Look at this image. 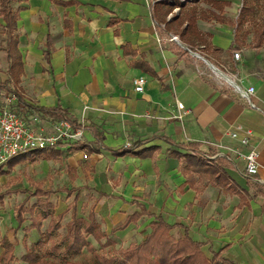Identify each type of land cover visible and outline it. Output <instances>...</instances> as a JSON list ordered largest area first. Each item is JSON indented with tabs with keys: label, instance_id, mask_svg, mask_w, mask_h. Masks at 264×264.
<instances>
[{
	"label": "crops",
	"instance_id": "crops-1",
	"mask_svg": "<svg viewBox=\"0 0 264 264\" xmlns=\"http://www.w3.org/2000/svg\"><path fill=\"white\" fill-rule=\"evenodd\" d=\"M208 1L185 7L196 9L190 31L186 22L177 27L178 15L169 21L166 16L165 25L159 7L153 10L156 0L10 1L12 8L15 2L16 9L24 8L16 21L23 64L16 89L19 103L27 100L35 110L59 106L90 126L83 132L93 133L97 147L84 142L89 146L85 151L98 155L102 148L127 167L129 186L97 192L91 203L96 201L94 214L100 200L113 204L114 221L107 220L105 233L109 240L110 232L128 245L137 244L149 233V223L160 217L171 226L174 239L187 235L201 243L207 259L216 253L230 264H264V61L260 45H255L256 55L236 33L237 0H216L229 2L221 11ZM0 24L2 28L1 18ZM170 35L177 41H169ZM1 40L7 80L3 30ZM139 76L146 83L142 93H135L132 80ZM233 84L254 88L250 100L256 108L237 96ZM104 118L114 131L136 136L127 145H104ZM234 131L246 138V145L230 137ZM135 142L143 143L139 148L157 149L144 158L111 153ZM188 143L199 144L208 165L224 160L229 189L198 177L194 187L183 186L180 162L172 153H186L177 145ZM249 150L258 153L253 176L245 173L239 155ZM140 206L151 216L112 231Z\"/></svg>",
	"mask_w": 264,
	"mask_h": 264
},
{
	"label": "trees",
	"instance_id": "trees-1",
	"mask_svg": "<svg viewBox=\"0 0 264 264\" xmlns=\"http://www.w3.org/2000/svg\"><path fill=\"white\" fill-rule=\"evenodd\" d=\"M10 1L14 0H0V18L3 21V34L5 36V54L7 59V75L8 79L2 84L6 86L11 80L13 81L12 89L6 88L8 92L13 94L17 102H22V96L18 93L16 86L20 82V76L23 73L22 56L18 48L19 39L16 32V21L18 19V13L24 10L23 7H18L14 10L10 6ZM241 6L239 14L236 16V26L242 25L249 12L251 6L249 5L250 0H241ZM212 7L216 10L221 11L224 7L229 6V2L225 1H208ZM157 4H160L159 6ZM153 7H159V13L164 20L165 25L169 22L165 21V17L172 11L173 7L162 2H155ZM187 6V5H186ZM183 6L180 8L178 16L174 19L177 23V27L181 28L186 22V30L190 31L194 27L196 9L185 10ZM215 19L218 16H213ZM157 24V23H156ZM235 26V30H236ZM262 36H264V28L258 34V40L256 46L260 45ZM47 38V44H48ZM36 110L48 115L53 120L58 122H65L69 125L72 131H85L90 129V126H85L78 123L75 118L70 116L67 111L61 109L59 106L56 107H39ZM98 139V136H95ZM143 143L135 142L129 146L122 147L118 150L111 151L116 156H124L127 154L144 158L150 155V152L155 151L157 148L154 146L147 148H139ZM181 149L187 150L186 153L173 152L172 155L177 157L180 162L179 170L184 176V185L194 187L195 178L206 180L207 183L221 186L229 189L227 173L225 170V163L223 159L215 160V163L207 164L205 156L199 152L198 143L178 144ZM89 146L86 143L74 142L69 148L74 151L89 150ZM59 149L55 148H44L30 151L25 154H19L14 157H20L17 162L11 163L14 157L7 159L5 162L0 164V175H3L5 167L12 168L15 165L27 160L30 157H52L59 156ZM6 190L0 192V203H2L6 195L13 193L26 194V197L22 202L17 204L13 208L15 215L16 227L13 230H17L25 222L24 214L29 215V224L22 228L24 233L22 237V245L26 247V234L30 231H35L37 234L45 237L46 240H50L48 249L49 255H56L61 261H66L68 255H77L82 250L94 251L92 243L88 240L91 238L96 244L101 245L102 239H105L107 244L110 240L106 234L101 230L100 225L95 221L94 207L96 201L90 206L87 217H77L75 215V202L78 199L79 187H61L55 191L49 189L44 190L41 184H35L33 190L27 189H9L8 183ZM76 192L72 202L67 205L65 210L57 215H54L53 205L48 201L49 196L52 193H63L67 197H70L72 193ZM104 195L100 194V197ZM29 198H35L36 201L33 204H28ZM44 198V202L40 199ZM71 210V218L65 225V234L58 241H52L53 234L58 231L60 221L63 215ZM149 215L142 206L140 211L135 212L128 216L126 220L112 229V231L123 230L129 223L136 222L141 216ZM48 220L46 229L41 232L42 222ZM150 231L146 238L137 243L130 244L126 248H119L112 251V254L107 257H100L103 264H230L225 260L219 258L216 253H213L212 259H207L201 251V243L193 241L187 235L180 239H174L169 230L171 226L165 223L160 217H156L149 223ZM37 245V244H36ZM0 247L2 251L0 253V264H12L15 261L14 257V244H12L6 236H2L0 239ZM27 251L20 257V260L26 264H55L52 260L47 259L45 256H39V253L33 246L26 247Z\"/></svg>",
	"mask_w": 264,
	"mask_h": 264
},
{
	"label": "rangeland",
	"instance_id": "rangeland-1",
	"mask_svg": "<svg viewBox=\"0 0 264 264\" xmlns=\"http://www.w3.org/2000/svg\"><path fill=\"white\" fill-rule=\"evenodd\" d=\"M22 1L20 0V2ZM18 3H13L14 9H16ZM241 3V0L236 1V10L233 12L235 16L239 14L242 8ZM249 5L251 6V11L245 22L236 26L237 20L235 18L234 25L236 26V33L242 42L241 44L257 55L258 49L255 45L258 40V34L264 28V0H250ZM1 39L2 28L0 24V48L2 47ZM259 53L261 54V60L264 61V36H262L260 41ZM5 71L6 66L4 58H2L0 60V108L7 107L12 109L25 120L30 129L43 136L53 137L57 143L55 149H59L60 154L55 158L34 156L12 168L5 167L3 175H0V192L6 190V183H8L9 189H27L31 191L35 184H41L44 190L49 189L50 191H55L61 187H80L78 199L74 204L75 215L86 218L93 199L97 197V192H120L121 189L125 190L129 186L131 180L125 174L127 167H125L123 161H113L102 148H99V156L91 155L85 150L74 151L69 148L74 142H90L93 147H97L93 141V133L83 131L74 133L66 125L36 111L34 106L29 104L27 100H24V103H19L9 99L11 93L6 88L12 89L13 83L9 82L6 86H3L2 83L6 79ZM24 94L23 97L26 98V93L24 92ZM103 112L107 113V111ZM81 120H83V117H81ZM109 126H111L110 122L104 118L100 128L103 131L102 143L106 146L114 147L115 144L127 145L132 137L136 136L134 133L124 132L121 134ZM19 159L20 157L17 156L10 162H17ZM134 187H137V185H134ZM74 195L75 193H72L70 197H67L63 193H52L48 201L53 205L54 214L64 210L72 202ZM25 197L26 194L13 193L6 195L2 203H0V239L2 236H6L14 244L13 254L15 261L12 264H26L20 260V257L26 253V247L29 246H33L39 256H45L55 262V264H103L100 261V257L110 256L113 250L128 246V243L124 242L122 237L119 238L109 232L108 236L111 238L109 243L104 244L105 239H102V244L98 245L91 238H88L93 245L94 251H86L84 249L77 255H68L66 261H61L56 255L47 254L50 240H46L45 237L35 231H30L26 234L27 246L24 247L22 245V237L24 235L22 228L29 224V215L24 214L25 222L19 229L13 230L16 227L13 208L22 202ZM35 201V198H29L28 204H33ZM40 201L44 202V198H41ZM70 214L71 210L64 214L60 221L61 228L53 234L52 241H58L64 236L65 225L70 219ZM95 214V221L100 225L101 230L104 233L108 232L107 220L114 221L112 202L100 200L96 205ZM47 223L48 220L42 222L41 232L46 229ZM1 251L2 248L0 247V253Z\"/></svg>",
	"mask_w": 264,
	"mask_h": 264
},
{
	"label": "built area",
	"instance_id": "built-area-1",
	"mask_svg": "<svg viewBox=\"0 0 264 264\" xmlns=\"http://www.w3.org/2000/svg\"><path fill=\"white\" fill-rule=\"evenodd\" d=\"M173 7L172 11L167 15V21L171 20L174 16L179 14L180 8L186 5H192L200 0H156ZM169 41H177L176 36L170 35ZM239 53H234L233 58L238 59ZM146 80L144 77L139 76L132 80L133 91L135 93H142L144 91ZM233 89L237 96L243 100L250 108H256L251 102L250 97L254 93V88L248 86L243 89L237 84H233ZM9 99L17 101L16 97L11 94ZM176 106L182 110L183 106L177 102ZM180 117V116H179ZM66 125L70 130L71 128L65 122H60ZM72 131V130H71ZM74 133L82 131H72ZM245 135H251V132L246 130ZM230 137L234 140H238L241 145H246V138H238L237 132H231ZM56 141L53 137L43 136L32 129H30L25 120L21 118L15 111L7 107L0 108V164L7 159L19 154H25L33 150L44 148H56ZM245 164V173L248 176H253L257 173L258 153L255 150H249L246 153L239 154Z\"/></svg>",
	"mask_w": 264,
	"mask_h": 264
},
{
	"label": "water",
	"instance_id": "water-1",
	"mask_svg": "<svg viewBox=\"0 0 264 264\" xmlns=\"http://www.w3.org/2000/svg\"><path fill=\"white\" fill-rule=\"evenodd\" d=\"M214 70H216L213 66H211Z\"/></svg>",
	"mask_w": 264,
	"mask_h": 264
},
{
	"label": "bare ground",
	"instance_id": "bare-ground-1",
	"mask_svg": "<svg viewBox=\"0 0 264 264\" xmlns=\"http://www.w3.org/2000/svg\"><path fill=\"white\" fill-rule=\"evenodd\" d=\"M224 79L226 78V77H223ZM229 81V80H228Z\"/></svg>",
	"mask_w": 264,
	"mask_h": 264
}]
</instances>
